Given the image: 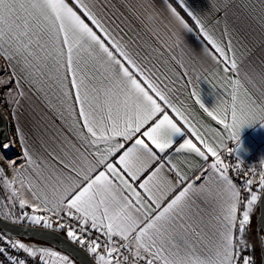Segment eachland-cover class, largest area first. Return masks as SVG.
Returning a JSON list of instances; mask_svg holds the SVG:
<instances>
[{
	"label": "snow or ice",
	"instance_id": "snow-or-ice-1",
	"mask_svg": "<svg viewBox=\"0 0 264 264\" xmlns=\"http://www.w3.org/2000/svg\"><path fill=\"white\" fill-rule=\"evenodd\" d=\"M162 3L179 30L175 49L153 63L150 53L163 56L160 49L126 40L87 0H0V97L17 121L15 139L0 138V160L13 170L8 179L0 167V183L14 204L31 209L0 219L53 239L63 232L60 242L94 264H264V227L255 243L248 238L254 207L264 203V171L255 190V175L244 180L243 199L229 175L243 162L233 168L220 155L235 149L209 143L180 104L191 87L199 108L239 146L244 127L264 126V68L244 64L227 24L219 30V20L209 23L189 0ZM259 8L264 25V0ZM219 65L224 83L209 107L196 88ZM34 99L45 122L42 152L19 126L23 102ZM172 153L212 162L188 177ZM75 254L0 233V264H77Z\"/></svg>",
	"mask_w": 264,
	"mask_h": 264
},
{
	"label": "crops",
	"instance_id": "crops-1",
	"mask_svg": "<svg viewBox=\"0 0 264 264\" xmlns=\"http://www.w3.org/2000/svg\"><path fill=\"white\" fill-rule=\"evenodd\" d=\"M87 2L92 4L97 14L109 22V26L114 28L119 35L124 36L126 40L139 37L145 43L160 49L163 56L159 53H150L153 63L164 60L168 49H175L172 33L179 29L162 0H87ZM189 3L197 12H206L209 23L219 20V24L216 25L219 30H223L227 24L235 40L240 42L238 47L243 53L245 65H252L257 70L264 68V25L260 20V0H189ZM216 34L219 35V31ZM186 39L197 52H200L201 43L196 40L194 35H188ZM144 51L150 52V49ZM201 59L205 66L212 63L206 57H201ZM176 71L180 70L176 69ZM224 75L222 65L210 68L206 74V79H202L197 86L196 91L202 95L207 106L211 107L217 102L216 97L224 83ZM228 75L232 74L229 73ZM180 104L187 110L190 120L209 143L213 144L214 147L220 144L227 149H235V152L231 153L226 150L220 151L221 158L230 165L233 163L232 167H235L234 164L238 162L237 160L242 161V165H245L253 158L258 159L264 153V126L255 124L244 127L241 130L239 146H237L235 140L229 138V132H225L221 125L208 117L195 103L191 94V87L183 91L180 96ZM3 109V115L15 139L17 121L12 118L6 102H4ZM21 112L19 126L23 128L34 147L42 152L40 140L44 134L45 122L42 120L43 113L40 101L35 99L24 101ZM217 133H222V135ZM189 138H192L198 147L200 146L190 134ZM19 152L18 146V154ZM172 161L186 176L192 177L197 169L212 162V158L210 157L209 161L205 162L193 153H172ZM22 162L19 161L18 163ZM230 177L236 183V179L231 175ZM16 188L22 191L25 198L32 200L26 189H20L19 183H17Z\"/></svg>",
	"mask_w": 264,
	"mask_h": 264
},
{
	"label": "water",
	"instance_id": "water-1",
	"mask_svg": "<svg viewBox=\"0 0 264 264\" xmlns=\"http://www.w3.org/2000/svg\"><path fill=\"white\" fill-rule=\"evenodd\" d=\"M9 126L5 116L0 111V138L10 139ZM256 216H255V227L257 231H260L261 227H264V203H259L256 205ZM0 230L10 236L16 237L23 240H34L41 242L55 250L67 253L76 248V254L74 259L77 264H94L91 257L85 253L83 250L79 249L75 245H65L60 241L63 240L64 235L61 233L54 234L55 239H53V234H50L49 230L42 229L40 227H33L23 224H12L9 220L0 219ZM259 256L264 257V252L261 251L259 247Z\"/></svg>",
	"mask_w": 264,
	"mask_h": 264
},
{
	"label": "rangeland",
	"instance_id": "rangeland-1",
	"mask_svg": "<svg viewBox=\"0 0 264 264\" xmlns=\"http://www.w3.org/2000/svg\"><path fill=\"white\" fill-rule=\"evenodd\" d=\"M4 74H5V63L0 58V76H3ZM4 102H5V100L2 97H0V111L2 114L4 111V109H3L4 108ZM9 129H10V127H9ZM9 135H10V139H14L11 131L9 132ZM7 155H8L9 159H15V157L18 155V146H16ZM18 162L19 161H17V163ZM231 165H233V163ZM0 167H2L5 170V175L8 177V179L13 178V170L6 161L0 160ZM241 171H242L241 172L242 177H241V186L240 187L242 188L243 191L246 192V198H245V200H246L249 193L246 190H244L243 182H244V180L251 178L253 175H255L256 179L254 180L252 188H253V190H255L259 187V173L261 171H264V153H262L258 159L253 158L250 162H247L245 165H242ZM9 192H10V190H6L5 187L3 186V184L0 183V216H3V214L6 213L9 209H11L13 214L16 216H19L21 214V212H29V213L31 212L30 208L20 209L18 202H16L14 204L13 201L9 197ZM255 207H254L253 216H252V223L250 226V231H251L250 234H251V238L253 239V241L256 242L257 231L255 230L254 217L256 216L257 210L255 209ZM241 208H242V205H241ZM19 224L29 225L28 223H19ZM60 233H62L64 235L63 232H60ZM26 243L35 244L38 246L49 247V246L44 245L42 243L34 242L31 240L26 241ZM257 256L260 257L259 256V246H257Z\"/></svg>",
	"mask_w": 264,
	"mask_h": 264
},
{
	"label": "built area",
	"instance_id": "built-area-1",
	"mask_svg": "<svg viewBox=\"0 0 264 264\" xmlns=\"http://www.w3.org/2000/svg\"><path fill=\"white\" fill-rule=\"evenodd\" d=\"M234 168V167H233ZM242 171L240 170L239 173L237 171H230L229 174L236 179V183L237 185L240 187L241 186V177H242ZM242 198L245 199L246 198V192L242 190ZM243 207V205H242ZM0 233H4L0 230ZM8 235V234H7ZM10 236V235H8ZM13 237V236H10ZM15 238V237H14ZM18 239V238H17ZM21 240V239H20ZM23 241V240H22ZM25 242V241H23ZM26 243V242H25Z\"/></svg>",
	"mask_w": 264,
	"mask_h": 264
},
{
	"label": "trees",
	"instance_id": "trees-1",
	"mask_svg": "<svg viewBox=\"0 0 264 264\" xmlns=\"http://www.w3.org/2000/svg\"><path fill=\"white\" fill-rule=\"evenodd\" d=\"M254 222H255V217H254ZM255 230H256V227H255ZM249 231H250V229H249ZM257 231V230H256ZM250 233H251V231H250ZM257 233H259V231H257ZM62 234V233H61ZM250 240H251V242L252 243H255V241H253V239L251 238V234H250V236L248 237ZM21 240H23V239H21ZM256 240H257V238H256ZM23 241H30V240H23ZM31 241H34V240H31ZM34 242H37V241H34ZM38 243H41V242H38ZM43 244V243H42ZM45 245V244H44Z\"/></svg>",
	"mask_w": 264,
	"mask_h": 264
},
{
	"label": "bare ground",
	"instance_id": "bare-ground-1",
	"mask_svg": "<svg viewBox=\"0 0 264 264\" xmlns=\"http://www.w3.org/2000/svg\"><path fill=\"white\" fill-rule=\"evenodd\" d=\"M30 226V225H29ZM38 227V226H37Z\"/></svg>",
	"mask_w": 264,
	"mask_h": 264
},
{
	"label": "clouds",
	"instance_id": "clouds-1",
	"mask_svg": "<svg viewBox=\"0 0 264 264\" xmlns=\"http://www.w3.org/2000/svg\"><path fill=\"white\" fill-rule=\"evenodd\" d=\"M150 19V18H149Z\"/></svg>",
	"mask_w": 264,
	"mask_h": 264
}]
</instances>
